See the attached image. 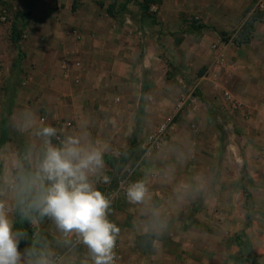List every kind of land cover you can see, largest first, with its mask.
I'll list each match as a JSON object with an SVG mask.
<instances>
[{
    "label": "crops",
    "instance_id": "0c3cea01",
    "mask_svg": "<svg viewBox=\"0 0 264 264\" xmlns=\"http://www.w3.org/2000/svg\"><path fill=\"white\" fill-rule=\"evenodd\" d=\"M62 1L67 5L34 17L25 30L27 39L21 43L22 58L16 50L0 68V151L15 150L24 144L26 138L14 127L13 120L16 112L26 107L36 111L47 124L64 131L86 126L94 137L111 147L105 157L110 183L98 185L99 190L109 195L122 181V172L126 173L132 164V139L143 128L158 122L160 125L167 118L177 116L178 93L183 87L156 72L157 65L148 45L158 38L157 30L144 32L130 28L128 22L133 24L136 20L125 16L123 24L129 28L128 35L137 40L134 46L122 47V7L126 10L135 5L140 7L145 0L138 3L135 0L129 3L126 0ZM202 1L165 0L163 5L159 1L161 15H166L173 26L171 31L175 32L188 19L192 7H215L221 0H207V4ZM229 1L236 7L250 3V0ZM207 38L205 35L196 39L190 47H185L184 41L180 47L188 51L189 67L193 62L190 57L203 52L201 46L206 47ZM9 40L13 44L11 38ZM145 42L148 45L137 47ZM219 62L223 61L219 59ZM188 66L185 69H189ZM219 80L218 75L203 78L201 81L205 83L201 89L211 96L212 90L219 87ZM180 83L185 86L186 82L180 79ZM203 113L197 108L186 110L181 120L171 125L163 153L140 170L139 179L147 180L154 202L170 212L171 221L175 214L173 207L179 205L174 189L200 174L198 163L210 170L208 177H217L223 174L224 168L211 160L215 156L213 151L220 156L225 151L235 152L236 156L243 152V148L235 146L222 134L217 124L206 120ZM68 124L72 126L67 127ZM216 141L218 144L212 146ZM178 157L181 161H176ZM199 180L208 181L205 176ZM220 184L215 191H222ZM136 216L137 209L126 199L113 201L109 218L121 228L117 262L173 264L166 248L170 239L163 238L158 250L144 247L143 238L132 228Z\"/></svg>",
    "mask_w": 264,
    "mask_h": 264
},
{
    "label": "rangeland",
    "instance_id": "374dc122",
    "mask_svg": "<svg viewBox=\"0 0 264 264\" xmlns=\"http://www.w3.org/2000/svg\"><path fill=\"white\" fill-rule=\"evenodd\" d=\"M135 1L138 3V0ZM159 1L162 5L165 3V0H145L142 4L146 14L142 4L127 10L122 7V47L134 46L137 40L129 37V28L123 24L125 16L136 20L133 24L128 22L130 28L144 32L157 30L159 36L153 40L154 43L152 41L148 45L145 42L137 47L150 46L158 75L183 87L178 93V104L184 96L195 93L201 102L197 110L204 111L206 120L217 124L229 141L243 148L237 156L235 152L228 154L225 151L220 156L213 151L215 156L211 160L224 168L221 176L210 178V170L197 164L200 174H195L188 183L196 188L195 195L173 207L175 214L169 234L164 237L170 239L166 248L173 264H264V14L255 24L250 42L239 46L234 40L252 16L249 10L255 0H250L248 6L236 7L232 1L221 0L215 7H192L188 19L175 32L171 31L173 26L166 15H161ZM202 2L207 4L209 1ZM26 4L30 7L26 8ZM65 5L67 3L62 0H0V68L4 60L12 57L17 50L8 41L13 25L21 31L23 43L25 30L34 17ZM154 6L158 8L157 12L152 11ZM191 28L202 29L191 33ZM204 34L208 37L207 45L201 46L202 53L190 57L193 62L189 67L188 51L180 47L184 41L185 47L193 46L195 40L204 37ZM219 49L221 52L217 53ZM219 59L223 62L217 63ZM186 66L189 69H185ZM215 75L220 77V85L212 90L210 96L201 89L205 83L201 79ZM180 79L186 82L185 86ZM226 92L236 98L240 104L238 110L234 111L232 105L225 102ZM188 109L186 107L177 114L173 123L181 120ZM158 126L159 122L143 128L130 143V168L136 170L133 180L139 179L140 170L145 169L146 163L157 158L165 149L144 157L146 140ZM201 134L195 133L197 136ZM216 144L218 141L212 146ZM246 157L248 160H245ZM179 158L176 161H181ZM124 175L125 172H122V179ZM204 176L208 180L206 183L199 180ZM220 182L222 191H215ZM49 227L42 225L41 231L47 235ZM30 229L32 231L31 226ZM52 246L58 252L67 251L57 247L54 240ZM79 252L82 254L84 249H79ZM122 262L128 264L126 260Z\"/></svg>",
    "mask_w": 264,
    "mask_h": 264
},
{
    "label": "clouds",
    "instance_id": "9594fccd",
    "mask_svg": "<svg viewBox=\"0 0 264 264\" xmlns=\"http://www.w3.org/2000/svg\"><path fill=\"white\" fill-rule=\"evenodd\" d=\"M13 125L26 139L18 149L0 151V264H116L121 228L109 218L112 199L98 188L110 183V145L86 126L64 131L27 107L16 112ZM193 195L188 184L174 189L176 202ZM125 198L137 209L133 231L144 247L158 250L169 234L170 212L154 202L144 177L127 183ZM17 223L30 225L31 237ZM29 239L21 252V241ZM53 240L67 251L58 252Z\"/></svg>",
    "mask_w": 264,
    "mask_h": 264
},
{
    "label": "built area",
    "instance_id": "2783aa9c",
    "mask_svg": "<svg viewBox=\"0 0 264 264\" xmlns=\"http://www.w3.org/2000/svg\"><path fill=\"white\" fill-rule=\"evenodd\" d=\"M152 11L157 12L158 8L154 6L152 8ZM258 11L264 12V0H257L256 3L254 4L252 13ZM25 39H27L26 35L23 36V41ZM224 100L226 103L232 105L234 111L239 109L240 104L237 102L236 98L233 96L232 93L226 92L224 95ZM199 104H200V99L196 96L195 93L184 96L180 101V103L178 104L177 114H179L186 107L197 108ZM175 118L176 116L167 118L148 136L144 146L145 158L150 156L154 152L161 151L165 147L168 141L170 127L173 124ZM70 126L72 125L71 124L67 125V127ZM135 173H136L135 168H129L126 170L124 179H122L119 185L114 190H112L108 195L112 199V201L118 198L126 199L125 198L126 185L129 181H134L133 178L135 176ZM117 250L118 248H116V252Z\"/></svg>",
    "mask_w": 264,
    "mask_h": 264
},
{
    "label": "trees",
    "instance_id": "16d2710c",
    "mask_svg": "<svg viewBox=\"0 0 264 264\" xmlns=\"http://www.w3.org/2000/svg\"><path fill=\"white\" fill-rule=\"evenodd\" d=\"M130 1H132V0H126L127 3H129ZM143 6L145 8L144 4H142L141 7L143 8ZM29 7H30V5L26 4V8H29ZM252 9L253 8H251L249 10V12L252 11ZM146 12H147L146 8L143 9V13L146 14ZM263 14H264V12H260V11L252 13V16L247 21V23L244 25L242 32L234 40V43L236 45H239V46L245 45V44H248L250 42V40H251L250 35L252 34V32L255 29V24L263 17ZM25 25H27V24H25ZM201 29L202 28H191L190 32L191 33L194 31L198 32V31H201ZM11 40H12L13 44L15 45V47L17 48L19 55H20V58H22V48H21L22 33H21V31H19V29L17 28L16 25H13V27H12ZM144 94H145V92H144ZM123 162H124V164H126L125 162H127V160H124ZM16 227H18V228L23 227V228L27 229L29 237H31L32 231L30 229V225H28L27 223H24V224L17 223ZM30 242H31L30 239L29 240H22L20 245H19V248L23 251L24 248H26L30 245Z\"/></svg>",
    "mask_w": 264,
    "mask_h": 264
}]
</instances>
